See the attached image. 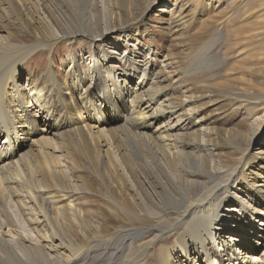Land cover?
Here are the masks:
<instances>
[{"label":"bare ground","instance_id":"1","mask_svg":"<svg viewBox=\"0 0 264 264\" xmlns=\"http://www.w3.org/2000/svg\"><path fill=\"white\" fill-rule=\"evenodd\" d=\"M20 2L31 11L45 4V0ZM250 15L251 10L246 8L242 20L246 21ZM250 21L248 24L251 25ZM112 33L113 30H104L93 36L76 32L75 37L82 35L94 42L104 40ZM242 36L235 45L231 44L236 48L234 56L237 59L230 69L232 72L237 68L246 70L254 59H264L262 50L256 51L261 45L257 42L253 47L248 45L254 39L250 32L245 31ZM48 37V40L32 45L17 44L10 35L0 37V139L7 137L4 142L7 147H0V207L9 206V198L14 200L18 206L17 215L30 233L19 232L14 219L2 214L1 208L0 264H173L175 259L184 264L182 258L188 260L187 264H264V249L257 253L264 244V217L256 213L251 219L248 217L245 201L237 194V187L241 185L238 168L224 166L219 154L211 148L209 129L203 126L202 118H195L198 113L187 106L189 100L182 96L179 105L185 109L180 113L171 101L164 104L151 97L155 78L153 73L148 74L140 68L141 65L135 66L131 74L111 67L113 71L108 80L98 56L88 59L93 69L98 70L96 76L85 75L82 63L76 61L74 69L66 73L74 72L77 81L71 77L59 80V85V76L54 77L51 68H48L47 81L43 85L27 78L30 100L21 81V72L29 59L41 49L52 56L57 42L72 40V34L62 30L54 31ZM239 45L243 47L239 48ZM213 48L214 45L209 47V44L206 47L208 51ZM213 56L212 64L216 69H222L228 57L218 53ZM114 60L127 61V58L117 54ZM197 63L199 67L209 66L211 61L207 62L201 56ZM135 78L138 81L134 86ZM96 85L105 94L102 99L92 90ZM238 91L241 90L227 94L228 98L236 97L233 99L238 103L235 111L253 108L257 114L264 110V94L256 96V102L248 103V100L240 99L242 94ZM70 104L77 111L78 117L74 113V121L67 118L71 113ZM78 107L84 110V115ZM97 116L101 119H96ZM253 118L256 123V115ZM74 131L99 136L101 141L92 136L89 139L98 146L99 157H104L102 167L108 171L106 180L111 185V174L112 179L116 177L121 191L115 194L124 199L108 198L114 208L110 207L107 218H120L121 212L132 223L131 227L121 226L108 236L89 234L86 242H75L72 230L66 224L59 225L64 219L62 210L67 207L72 229L77 224L79 233H86L84 221L87 215L74 204L75 192L58 181L59 178L66 179L65 173L56 170L58 166L50 167L52 189L38 179V185H35L24 175L28 168L31 170L29 159L34 153L44 157L59 154L63 166L69 163L66 155L72 147ZM195 134L201 139L186 141L188 135ZM124 138L133 140V149L127 147ZM112 145L117 149V161L111 158ZM258 154L264 158V148ZM144 157L150 159V164L145 163ZM34 178L37 177L34 175ZM106 183L104 181L105 188ZM230 201L237 202L240 212H244L242 225L233 219L232 226L229 224L231 216L223 215ZM91 215L94 217L93 213ZM255 217L261 219L257 230L253 224L257 220ZM134 222L143 226L136 227ZM169 234L176 235V242L171 246L166 237ZM155 255L158 262L153 260Z\"/></svg>","mask_w":264,"mask_h":264},{"label":"rangeland","instance_id":"2","mask_svg":"<svg viewBox=\"0 0 264 264\" xmlns=\"http://www.w3.org/2000/svg\"><path fill=\"white\" fill-rule=\"evenodd\" d=\"M20 1L0 0V29H2L0 37L10 35L17 44L32 45L40 40H48V36L54 31L62 30L68 35L72 34V40L62 39L57 42L58 44L51 52L52 56L46 52L47 50L41 49L27 62L25 69L21 72V81L30 100L31 91L27 78L31 77L36 83L43 85L47 81L45 75L48 74V68H51L54 77L59 76L58 84L60 85L59 80L65 81L71 77L73 81L78 80L74 72L66 73L74 69L76 61L82 63L81 68L85 71L83 72L85 75L94 76L98 70L93 69L88 61L98 56L108 80L113 71L112 68L131 74L135 71V66L141 65L140 68L147 70L148 74L153 73L155 78L151 97L160 102L164 101V104L165 101H168V104L171 101L179 112L185 109L179 105L183 101L182 96L185 100H189L187 106L198 113L195 118L197 120L202 118L203 126L209 129L211 148L219 154L224 166L238 168L241 185L237 187V194L242 201H245L250 212L248 217L250 216L251 219L254 213L264 217V158L258 154L264 148V110L257 114H254L253 108L235 111L238 103L233 99L236 97L228 98L227 96L239 89L241 91L238 92L242 94L240 99L253 103L256 102V96L264 94V74L262 73L264 59L250 60L251 63L246 70H239V68L234 72L230 70L237 60L234 56L236 48L231 47V44L235 45L242 39L245 31H249L254 37L252 43L248 45L253 47L255 46L253 44L257 42L261 46L256 51L262 50L264 53V0H45L44 6L39 5V9H32V11L28 8L26 10ZM246 8L251 10V15L243 21ZM249 21L251 25L248 24ZM238 28L244 30L239 31ZM104 30H113L114 33L105 36L104 40H95V44L82 35L75 37L76 32L98 36ZM208 44L209 47L214 45L211 51L206 49ZM240 47L243 46L239 45ZM111 51L121 54L127 58V61L114 60L117 54L114 55ZM253 51L255 53V50ZM214 53L228 57L220 70L212 64ZM201 56L205 61H211L209 66L197 65V60ZM221 71L224 72L220 74ZM137 81L138 79L135 78L132 85L135 86ZM92 90L100 99L105 96L97 85ZM112 95L115 94L112 93ZM145 99L149 100V98ZM70 109L71 113L67 118L74 119V113L77 118V111L72 109V104ZM78 109L84 115V110L79 107ZM255 115L258 121L253 123ZM112 118L116 117L112 116ZM96 119L101 118L97 116ZM184 123L188 124L186 120ZM89 136L92 135L87 133L81 135L77 131L72 133V147L66 155L69 163H65V166L59 154L44 157L34 153L29 159L31 170L28 168L24 171V175L32 179L35 185H38L36 182L38 179L50 189H52L50 167L58 166L55 169L65 173L66 179L59 178L58 181L63 182L66 189L76 193L73 197L74 204H77L87 215L84 221L86 233H79L77 224L72 229V219L67 207L62 210L64 219L59 222V225L66 224L72 230L75 242H86L89 234L108 236L121 226H132L121 212H119L120 218H107L108 212H111L110 207L114 208L108 198L112 197L119 201L124 199L115 194L121 191L116 177L113 176L112 179L111 174V185L106 180L108 171L102 167L104 157H99L98 146L90 141ZM92 137L101 141L99 136ZM200 139L195 134L188 135L186 141L195 142ZM121 141L120 137L119 145ZM124 142L129 149H133L132 139L128 141L124 138ZM112 149L111 158L116 160L117 149L113 145ZM55 157H59V160H55ZM144 158L145 163L150 164V159ZM33 174L37 178H34ZM104 181L107 182L106 188ZM3 186L6 187V185ZM126 197L127 201H130L129 195L126 194ZM7 203L9 206L6 208L1 206L0 212L3 211L2 214H7V217L14 219L13 222L18 225L16 229L19 232L30 235L17 215L18 206L15 201L9 198ZM225 209L223 215L231 216L229 224L233 226V219L238 222L243 221L242 217L245 214L240 212L237 202L235 204L230 201ZM260 220L258 218L253 223L256 230L260 228ZM242 223L240 222L239 225ZM134 225L143 226L137 222H134ZM10 227L13 229V223ZM174 235L166 236L170 246L176 242V235ZM263 249L264 244L257 253ZM153 260L158 262L156 255ZM181 260L184 264L188 262L186 258ZM173 264H179V262L175 259Z\"/></svg>","mask_w":264,"mask_h":264}]
</instances>
